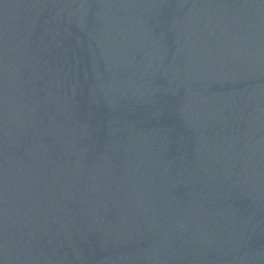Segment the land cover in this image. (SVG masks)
<instances>
[{
    "label": "water",
    "instance_id": "obj_1",
    "mask_svg": "<svg viewBox=\"0 0 264 264\" xmlns=\"http://www.w3.org/2000/svg\"><path fill=\"white\" fill-rule=\"evenodd\" d=\"M18 264H264V0H30Z\"/></svg>",
    "mask_w": 264,
    "mask_h": 264
}]
</instances>
